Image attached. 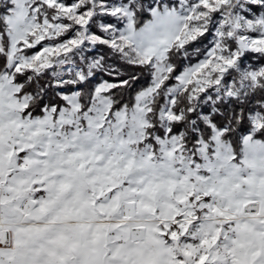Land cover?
Wrapping results in <instances>:
<instances>
[{
  "label": "snow or ice",
  "instance_id": "1",
  "mask_svg": "<svg viewBox=\"0 0 264 264\" xmlns=\"http://www.w3.org/2000/svg\"><path fill=\"white\" fill-rule=\"evenodd\" d=\"M0 264H264V0H0Z\"/></svg>",
  "mask_w": 264,
  "mask_h": 264
}]
</instances>
